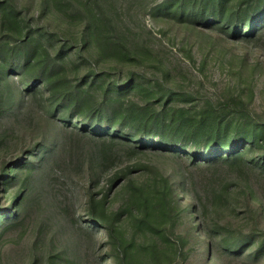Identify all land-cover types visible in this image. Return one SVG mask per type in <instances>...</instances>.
<instances>
[{
    "label": "trees",
    "instance_id": "16d2710c",
    "mask_svg": "<svg viewBox=\"0 0 264 264\" xmlns=\"http://www.w3.org/2000/svg\"><path fill=\"white\" fill-rule=\"evenodd\" d=\"M102 2H86L81 33L73 41L65 39L61 52L54 54L42 39L43 35L34 34L39 31L32 26L37 19L28 15L29 8L18 0H0V79L16 76L20 83L19 88L15 86L18 94L34 98L40 94L55 110L62 112L65 120L76 124L72 130H63L61 139L53 133L51 139L0 163V231L9 228L22 214L25 173L39 164L45 151H63L73 136L88 137L100 144L93 150L98 169L90 166L87 170L85 217L92 227L103 230L111 264H165V261L187 264L185 245L191 239H196L199 248L206 253L211 250L207 233L197 218L198 208L192 194L193 173L178 165V177L172 181L155 165L125 163L118 166L121 152L129 158L156 153L164 158L183 160L188 167L204 164L212 167L220 161L234 163L244 154L254 155L260 151L254 157L257 164L264 167L263 131L259 129L264 127V119L238 95L205 98L194 108L171 105L182 92L159 80L137 79L131 73L124 78L110 79L104 94L99 96L94 89L95 81H104V77L110 76L109 70L98 68L100 62L112 58L123 62L136 60L138 54H144L143 47L129 46V38L120 29L115 12L107 11ZM51 5L63 6V2L42 0L39 17ZM158 9L178 22L206 29L219 28L236 37L235 40L253 44L264 30V0H164L154 11ZM64 50L74 52L83 63H88L91 70L86 77L91 78V82H78L70 77L61 59ZM261 57L264 58L262 54ZM261 64L264 68V61ZM22 86H26V93ZM99 88L102 90L103 86ZM130 91L153 101L122 95ZM8 111V103L0 99V119ZM107 168L111 172L103 190L97 192L93 180ZM145 172L160 175L152 187L136 180ZM13 182L20 183V189L12 191ZM116 191L125 194L124 200L108 214L109 197ZM3 192H7L6 196L1 195ZM249 200L246 198L248 207ZM248 209L260 212L261 206ZM166 218L172 235L179 226L186 229L176 242L163 233ZM125 221L131 222L133 236H127ZM146 233L152 238L148 245L137 239L138 235ZM257 239L256 234L250 232L235 240L230 249L241 253L256 244ZM168 247L173 250L169 252ZM255 251H264V246L255 247Z\"/></svg>",
    "mask_w": 264,
    "mask_h": 264
},
{
    "label": "rangeland",
    "instance_id": "374dc122",
    "mask_svg": "<svg viewBox=\"0 0 264 264\" xmlns=\"http://www.w3.org/2000/svg\"><path fill=\"white\" fill-rule=\"evenodd\" d=\"M18 1L29 8V16L37 19L32 22L33 28L39 30L34 34L43 35L42 39L54 54L61 52L65 39L73 41L82 31L86 16L83 6L88 0H62L63 6H49L42 17H39L42 0ZM102 1L107 11L115 12L120 29L129 38V46L143 47L144 54H138L136 60L123 62L112 58L100 62L98 68L109 70L110 76L104 77V81H95L94 89L99 96L104 94L110 79L124 78L131 73L137 79L159 80L182 92L171 105L194 108L205 98L238 95L264 119V68L261 64L264 30L253 44L235 40L236 37L219 28L196 27L163 15L159 9L154 11L164 0ZM62 52L61 59L70 77L78 82H91V78L86 77L91 70L88 63H83L74 52ZM18 84L16 76L0 79V99L9 106V111L0 119V163L51 139L53 133L61 139L63 130L76 127L73 120H65L62 112L55 110L40 94L35 98L18 94L15 88H19ZM21 89L26 93V86ZM122 95L153 101L134 91ZM259 129L264 139V127ZM99 144L88 137L73 136L63 151H45L39 164L25 173L21 192L23 212L9 228L0 231V264H111L103 230L92 227L85 217L87 170L90 166L98 169L93 150ZM259 152L244 154L234 163L220 161L212 167L205 164L188 167L183 160L164 158L156 153L129 158L121 152L118 166L125 163L155 165L172 181L178 177V165L193 173L192 194L198 208L197 218L207 233L211 250L206 253L199 248L196 239H191L185 245L187 264H264V251H255V247L264 246V167L257 164L254 157ZM110 172L107 168L93 180L97 192L103 190ZM159 176L158 172L155 175L145 172L136 180L152 187ZM12 187V191H17L20 183L13 182ZM124 196L117 191L111 194L108 214L122 204ZM250 206H261V211L249 212ZM163 223V233L173 242L178 235L186 233L185 227L179 226L172 235L168 218ZM124 228L127 236L134 235L130 221H125ZM250 232L256 234V244L241 253L230 249L235 240ZM137 239L145 245L152 241L148 233L138 235ZM167 250L173 249L168 247Z\"/></svg>",
    "mask_w": 264,
    "mask_h": 264
}]
</instances>
